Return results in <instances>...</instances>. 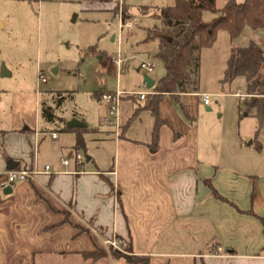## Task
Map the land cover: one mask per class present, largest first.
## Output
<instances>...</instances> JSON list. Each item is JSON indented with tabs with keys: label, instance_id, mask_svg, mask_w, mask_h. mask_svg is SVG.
Masks as SVG:
<instances>
[{
	"label": "crops",
	"instance_id": "1",
	"mask_svg": "<svg viewBox=\"0 0 264 264\" xmlns=\"http://www.w3.org/2000/svg\"><path fill=\"white\" fill-rule=\"evenodd\" d=\"M87 1L85 11L111 12L117 3ZM5 27L0 19V29ZM121 45L118 41L117 53L101 55L117 68L116 90L153 92L143 76L136 87L120 85ZM119 53L117 65L112 56ZM4 71L2 76L11 75ZM150 76L155 85L161 78ZM203 93L210 94L199 87L178 99L165 94L157 138L147 107L151 94L122 99L119 133L110 125L90 128L76 116L65 121L52 107L53 116L43 112L50 125L1 122L0 264H131L111 254V248L127 252L130 247L148 256L149 264H264V186L200 157L195 120ZM68 127L85 128L84 148H76L77 132ZM77 154L85 157L80 164ZM10 169L38 173L6 194L2 184ZM97 249L108 255L96 261L84 256Z\"/></svg>",
	"mask_w": 264,
	"mask_h": 264
},
{
	"label": "rangeland",
	"instance_id": "2",
	"mask_svg": "<svg viewBox=\"0 0 264 264\" xmlns=\"http://www.w3.org/2000/svg\"><path fill=\"white\" fill-rule=\"evenodd\" d=\"M227 1L216 0L217 7L222 8ZM174 2L117 0L116 10L99 12L85 11L84 6L90 3L87 0H0V19L6 24L0 29V123L50 125L43 115L48 104L65 121L76 116L85 119L90 128L106 127L103 116L108 108L95 93L116 91L118 77L117 68L101 55L117 53L121 37L124 61L119 83L123 88L138 86L143 76L138 71L141 61L155 65L151 73L154 78L165 75L166 66L157 54L158 40L147 36V30L161 25V20L140 8ZM126 7V20H134V26L121 31L118 16ZM215 16L203 12L206 21ZM114 35L116 41H112ZM252 40L262 43L264 28L246 27L235 40L221 30L213 46L202 49L199 88L210 93V102L205 104L201 99L195 123L201 129L200 157L206 155L241 176L248 174L264 186V126L259 128L258 117L247 114L245 100L235 95L245 94L244 77L224 86L220 83L231 48L246 46ZM91 45H96V52L89 49ZM2 69L11 75L2 76ZM40 72L46 77L45 83H38ZM137 103L143 105L145 101Z\"/></svg>",
	"mask_w": 264,
	"mask_h": 264
},
{
	"label": "trees",
	"instance_id": "3",
	"mask_svg": "<svg viewBox=\"0 0 264 264\" xmlns=\"http://www.w3.org/2000/svg\"><path fill=\"white\" fill-rule=\"evenodd\" d=\"M140 10L144 14L153 12L161 20V25L147 31L148 39L158 40V56L167 69L154 86L151 101L147 105L156 120L154 138H157L160 126L164 123L159 109L164 95L169 94L178 99L181 93L197 92L202 49L213 46L221 30L228 32L231 40H235L246 27L263 29L264 0H228L222 8L217 7L216 0H175L172 5L154 8L142 6ZM204 11L213 12L216 16L206 21L203 19ZM123 18H128L127 7L123 10ZM89 49L96 52V45H91ZM238 77H244L245 80L247 114L254 113L258 117L261 129L264 126V40L262 43L252 40L246 46L231 48L220 83L223 86L231 84ZM102 94L95 93V97L100 100ZM140 110L138 107L134 116ZM43 112L45 116H53L51 107L44 106ZM68 129L77 132L76 148H84L85 128L82 131L79 128ZM129 249L126 252L111 248V254L115 258L124 257L131 264H149L148 256L136 255L131 247ZM106 255L108 253L103 249L84 253L86 258L93 261Z\"/></svg>",
	"mask_w": 264,
	"mask_h": 264
},
{
	"label": "built area",
	"instance_id": "4",
	"mask_svg": "<svg viewBox=\"0 0 264 264\" xmlns=\"http://www.w3.org/2000/svg\"><path fill=\"white\" fill-rule=\"evenodd\" d=\"M122 2V0H121ZM119 21H120V29L121 31L123 29L131 30L134 26V20L127 21L123 18V10H120L119 13ZM121 37H119L118 41L119 44H121ZM112 61L117 63V65H120L122 62L120 53L118 56H112ZM139 69L146 73L151 74L155 70V65L153 63L143 61L139 65ZM46 77L43 75V73H39L38 83H45ZM151 91H124L121 89H118L114 92H106L102 94L101 101L104 102L107 105V114L103 116V122L107 125H110L114 127L117 131V133L121 130V103L122 99L124 97H136L139 100L146 99L147 95L152 94ZM237 95L241 99H245L248 97L246 94L237 93ZM202 98L205 104H208L210 102V94L203 93ZM54 137H56V133L53 134ZM85 160V157L82 154L76 155V162L78 164L82 163ZM64 164H69V160L66 159L63 161ZM45 170L47 172H50V166H46ZM38 173L37 170H19V169H10L7 171V177L5 182L2 184L3 187L11 186L14 187L15 185L28 180L30 177L36 175ZM113 246L117 247V242H113Z\"/></svg>",
	"mask_w": 264,
	"mask_h": 264
},
{
	"label": "water",
	"instance_id": "5",
	"mask_svg": "<svg viewBox=\"0 0 264 264\" xmlns=\"http://www.w3.org/2000/svg\"><path fill=\"white\" fill-rule=\"evenodd\" d=\"M114 40V36L112 38ZM2 75L5 74L4 69H2ZM143 82L146 85L147 88H152L155 85V80L149 75V74H143ZM73 125L79 126L80 124L78 122H75ZM88 159V158H87ZM13 188L11 186H7L4 188V193L9 194L11 193Z\"/></svg>",
	"mask_w": 264,
	"mask_h": 264
}]
</instances>
